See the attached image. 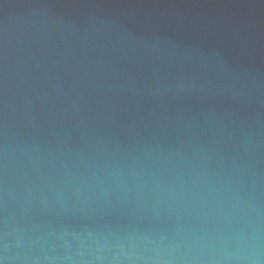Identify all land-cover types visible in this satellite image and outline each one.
Here are the masks:
<instances>
[{
  "label": "water",
  "instance_id": "95a60500",
  "mask_svg": "<svg viewBox=\"0 0 264 264\" xmlns=\"http://www.w3.org/2000/svg\"><path fill=\"white\" fill-rule=\"evenodd\" d=\"M0 264H264V0H0Z\"/></svg>",
  "mask_w": 264,
  "mask_h": 264
}]
</instances>
